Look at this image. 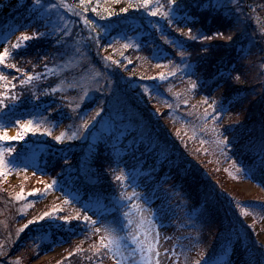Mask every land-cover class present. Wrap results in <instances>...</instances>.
Segmentation results:
<instances>
[{"label":"trees","instance_id":"16d2710c","mask_svg":"<svg viewBox=\"0 0 264 264\" xmlns=\"http://www.w3.org/2000/svg\"><path fill=\"white\" fill-rule=\"evenodd\" d=\"M63 2L69 5L64 7ZM210 3L215 5V0H177L170 25L169 18L152 17L138 8L137 0H89L86 12L79 0H41V5L35 0H0V41H8L17 33L14 42L7 44L11 55L5 63L16 64L34 77L43 74L21 85V73L0 65V72L11 81L10 91L3 87L7 81H0V91L18 98L5 101L7 107L0 109V123L35 112L44 117L40 124L43 129L52 133L62 124L57 135L65 133L60 143L43 132L29 133L23 140L0 141V147L14 149L11 155H5L11 166L36 147L40 154L37 174L20 178L15 186L9 185L7 174L0 176V264H33L66 235L72 236L70 230L79 234L91 232V226L83 220L84 211L79 210L84 203L88 202L93 210L111 211L108 202H112L123 214L121 196L126 180L117 171V160L126 161L129 179L146 180L142 185L152 201L158 202L157 207L167 206L170 192H175L176 197L185 196L193 211L195 184L199 185L205 176L216 180L221 206L231 204L234 198L239 207L258 214L264 210L260 192L245 195L230 187L216 153L211 155L214 164L202 165L203 157L209 156L204 147L210 145L208 150H214L216 145L213 139L210 144L206 137L201 140L200 119L205 113L194 97L209 94L212 86L210 82L198 83L192 89L189 83L200 75L208 81L217 69L226 67L231 72L230 81L215 93L217 106L223 103L227 109L223 113L230 114L222 128L228 137L239 127L238 121L248 122L254 120L252 117L264 120V0H221L223 6H209ZM50 4L55 7L49 8ZM125 7L128 12H121ZM150 7H160L161 12L170 10L167 0H153ZM93 8L97 11L93 12ZM85 18L100 32L99 45L95 43L97 33L84 24ZM183 22L193 32L201 29L211 35L219 30L233 39L205 41L210 48L202 53L200 41L187 39L177 30ZM65 27L69 30L67 36L63 34ZM34 31L46 35L25 42L19 49L11 48L21 33L31 35ZM173 40L183 41L184 48L175 47ZM125 44L130 46L125 48ZM180 51L189 54L186 62L191 63L195 73L191 77L181 63ZM158 62L163 65L155 68ZM44 65L54 71L49 72ZM173 70L174 75L159 79V73ZM237 74L238 81L234 79ZM260 96L263 101L255 115L247 99L255 102ZM241 98L243 104L238 101L242 102ZM237 105L246 109L239 110ZM97 109L101 110L100 117L89 129H82L83 121L94 116ZM125 117L131 122L126 129L121 126ZM73 132L77 138L68 140ZM230 154L237 163L249 166L254 171L252 177L264 187L263 158L242 156L237 151ZM175 156H180L182 162H172ZM117 176L124 179L118 181ZM54 181L53 188H45ZM36 187L39 192L28 196ZM54 189L70 196L76 205L57 198L45 205L46 196ZM21 190L25 199L17 200ZM90 198H95L92 204ZM54 208L57 211L52 219L38 221L19 232L28 220ZM233 215L240 221L239 209L234 208ZM61 216L74 219L66 223L59 219ZM198 236L204 264L229 249L220 233L201 228ZM248 236L253 239L251 228L244 225L245 241ZM98 244H71L60 256L35 264H111V252L94 253L93 246ZM230 260L229 264H264V248L257 243L236 244Z\"/></svg>","mask_w":264,"mask_h":264},{"label":"snow or ice","instance_id":"6c2138e0","mask_svg":"<svg viewBox=\"0 0 264 264\" xmlns=\"http://www.w3.org/2000/svg\"><path fill=\"white\" fill-rule=\"evenodd\" d=\"M35 3L37 5H41V0H35ZM79 3H80V5L84 6L83 10L86 12L88 7L90 6L89 0H79ZM167 3H168L170 10L165 11V12H161L160 7H150L153 4V0H137L136 6L138 8H143L148 13L149 16L156 17V16L160 15L162 17L169 18L168 23L171 25L173 21L170 17L173 16V14L176 10L177 0H167ZM131 6L132 5H129V7H131ZM209 6H223V5L221 3V0H215V5L210 3ZM48 7L52 8V7H55V5L50 4V5H48ZM128 10H129V8L125 7V8H122L120 11L121 12H128ZM92 11L96 12L97 9L93 8ZM109 14L111 15L112 13H109ZM84 24L89 26L91 32L97 33L96 38H95V43L97 45H99L100 39H101L100 32L97 31L96 27L93 25V22L85 18ZM177 30L181 31L187 39L194 40V41H196V40L200 41L202 44L201 52L205 53V54L208 52V50L210 48V44L204 43L205 41H212L213 39H217V38L222 39V40H226V41H231L233 39L232 35L225 36V34L219 30L213 32L211 35L204 33L201 29H196V31L193 32V29L191 27H188L186 32L183 29H177ZM57 31H59V29H57ZM100 31L103 32L104 29H101ZM262 31H264V29H262ZM68 32H69L68 28L65 27L63 34L65 36H67ZM43 35H46V33H41L38 31H34L31 35H26L24 33H21V36L17 39L16 43L11 45V48L19 49V48L24 46L25 42H27V41H29V40L37 37V36H43ZM172 42L175 45V47L181 48V49L184 48V42L183 41L173 40ZM57 43L58 44L62 43V41L57 40ZM129 46L130 45H128V44L124 45L125 48H128ZM10 55H11V52H10L8 47H5L3 49V51H0V65H5V67H8V68H14V69H16L17 72L21 73L22 78L19 80V83L21 85L29 83L34 78H39V76L43 75V74H38L37 77H34L30 73H25L24 69L18 67L16 64H6L5 63L6 59ZM178 55L181 57V63L184 64L185 69L189 70L188 72H186V74H188L191 77V75H193L195 73L191 71L192 70L191 63L186 62V57L189 54L186 51H180L178 53ZM105 59H110V58H105ZM113 63H116V62L113 61ZM169 63H172V61H169ZM157 66L159 67V65H157ZM44 67L49 72L54 71V69L48 68V65H44ZM262 67H264V65H262ZM174 74H175V70H173L172 72H169L167 74L161 72V73H159V79L165 80L167 78V76L174 75ZM230 78H232L231 72H222L220 70H217V72L211 74L208 81H206L203 78V75H200V76H197V79L195 81L190 79L189 83H190V87L192 89H195L197 87L198 83L200 85H203V84L208 83V82L215 83L217 81H222V82L226 83L227 80ZM151 79H155V78H151ZM234 79L238 81L240 79V75L237 74L234 77ZM0 81H7V83H5L3 85V87L5 90L10 91V89L8 88V85L11 83V81H8L7 76H5L2 72H0ZM13 87H15V85H13ZM217 87H220V85L217 84ZM52 91L55 92L56 89H52ZM145 91H147V89H145ZM7 99H11L12 101H15L18 98L15 95H11V96L6 95V91H0V109L7 107V105L5 103V101ZM82 99H83V97H82ZM185 103H187V101H185ZM205 103H207V100H205ZM209 107L213 108V112H214V114L212 115L213 120H217L218 117H220L222 115V113L227 110L224 108L223 103H221L219 106H217L216 100H212V103L209 104ZM100 115H101V110L97 109L94 116H92L90 119L83 121L82 129H89L90 126L95 121H97V119L100 117ZM208 115L209 114L207 112H205V118H207ZM16 125L18 128V131L15 133V135H9L7 133V130L4 129L2 125H0V141L23 140L25 138V136H27L29 133L36 134L38 132H43L44 134L51 135L50 130L43 129L40 124H36L32 120H27L24 122L17 120ZM213 131L218 133V130L215 128L213 129ZM83 134H84V132L81 131L80 135H83ZM64 136H65V133H61L60 135L55 136L54 139L57 143H60ZM221 136H223L222 139L220 138ZM76 138H77V134L75 132H73L70 136L67 137L68 140H73ZM201 143H205V141H201ZM230 144H231V140L229 139L228 136H224L223 133L217 134V137L215 140V145L218 149H220L221 152H223V150L225 148L229 147ZM13 151H14V149H12V148L0 147V176L6 175L7 174L6 170L11 169V165L5 161V155L6 154L11 155ZM262 151H264V149H262ZM163 155H164V151L162 150L161 156H163ZM116 179L119 181V180L124 179V177L117 176ZM163 180H164V178H162L161 182H163ZM55 183L56 182L54 181L53 184H47V185H45V188L46 189L53 188ZM37 192H39V189H33L31 192L27 193V195L33 196ZM137 197H138V193L133 192L131 194V197H129V199L137 198ZM16 199L17 200H24L25 199V193L23 192V190H21V192L17 193ZM121 199H123V194L121 196ZM148 202L149 201L147 199H145V203L147 204ZM65 203H67V200L65 201ZM117 203H119V201H117ZM85 206L90 208V205L88 202L86 203ZM237 207H239V204L237 205ZM133 209L139 213H144V212L148 211L146 208H142L141 205L133 202L130 206L129 212H125L124 216L125 217L129 216L130 212ZM90 210H92V209H90ZM56 211L57 210L54 208V209H52L51 212H44L42 215H40V216H38L32 220H28V222L19 230V232H23L25 228L29 227V225L36 224L38 221L45 220L46 218L52 219L53 213H55ZM59 219L67 223L71 219H74V217L61 216V217H59ZM83 220L85 222H88L90 226H94L95 224L99 223V220H93L92 217L88 214V212L84 213ZM132 223H133L132 220H128L129 225H131ZM149 223H150V221H149ZM144 224H145V219L143 216H141L139 224L137 225L136 234L132 236V240L137 245V250L140 251V253H141L142 264H153V256L154 255L156 257L160 256V253L155 251L157 245L153 244L151 241H149L147 239V236H148L147 230L144 232V236H145L144 242L137 239V237L140 235V229H142L144 227ZM102 227L104 228V231L106 233H112V234L100 236L99 244L93 246L94 253L96 255H99L102 250H106V251L112 252L114 256H117V257L121 256L120 237L115 234L116 228L108 227V226H102ZM19 232L17 233V235H19ZM100 232H101V228H95L94 229V234H99ZM157 239H158V235H157ZM78 251H79V249H78ZM69 255L71 256L72 253H69ZM117 264H122V259H118ZM155 264H159V260H156ZM196 264H204V261H197Z\"/></svg>","mask_w":264,"mask_h":264},{"label":"rangeland","instance_id":"374dc122","mask_svg":"<svg viewBox=\"0 0 264 264\" xmlns=\"http://www.w3.org/2000/svg\"><path fill=\"white\" fill-rule=\"evenodd\" d=\"M4 47L0 48V51H3ZM249 128H251V126H248ZM247 127V129H248ZM140 130V129H138ZM203 131V130H202ZM12 132L10 131V134ZM209 137H214V134H212ZM210 147V145H209ZM250 150H252V148L250 147ZM259 151H262L261 149H259ZM224 152H222V156H223ZM260 154H264V152H261ZM203 166H207L209 165V163L212 165L214 164L212 161V156H204L203 157ZM210 160V161H209ZM237 167V166H236ZM238 168V167H237ZM237 168H234L233 165H229L228 170L232 173H234L236 176H244L243 172H239V170ZM227 173L228 177L230 178L229 181V185L230 187H236L238 192H242L246 195H250V193H253L256 191V188L253 184H251L250 182H248V180L242 181V182H237L235 176H233L232 173ZM239 172V175H238ZM26 175H22L19 176L20 178L24 177ZM239 176V177H240ZM227 177V176H226ZM17 178V177H16ZM10 179L8 180L9 184H14L16 182H18V179ZM208 177H201V181L199 182V184L203 181V182H208ZM35 182H33L32 187L34 188L35 186ZM202 186V185H200ZM38 188V187H36ZM40 190V188H38ZM132 192H136L138 193V197L134 198V202L141 205L142 208H146L148 211L144 212V213H139L136 212L133 209V212L131 213V220H132V224L130 225L128 231L126 232V235H128L127 239H120V244H121V248H120V252H121V256H119V259H122V264H142V260H141V253L140 251L137 250V245L133 242L132 240V236L136 234V230H137V225L139 224V221L141 219V216L144 217L145 219V224L144 227L142 229H140V235L137 237V239H139L140 241L144 242L145 241V236H144V232L147 230L148 236L147 239L149 241H151L153 244H156V252L160 253L159 257H156L155 255L153 256V264H155L156 260H159V264H166L167 263V255L164 252V249L167 245V242L164 241V235L161 231V229L158 228L156 222L151 218V210L150 208L145 204V202L142 199V192L139 188H131ZM231 191V190H230ZM52 199L51 198H47V200L44 201L45 205H49L50 201ZM231 204H228L226 206V212H225V216L226 218L230 221L233 219V210L234 208L239 209V207H237V203L236 200L234 198H232L230 200ZM249 218L248 221L251 222L252 219H257L258 217H256L255 215H253V213L251 212H246L243 211V220L245 219V217ZM253 217V218H252ZM150 221V223H149ZM259 221H260V226L264 229V219L263 217H259ZM102 226H108V227H113L116 228V235H118L120 237V232L122 233V228H121V224L118 220H113L110 218H100L99 219V223L97 225V228H101V232L98 234L99 236L101 235H111L112 233H106L104 231V228ZM125 235V234H124ZM157 235H158V239H157ZM261 237V241L264 243V233L263 235H260ZM130 241L132 242V244L130 243Z\"/></svg>","mask_w":264,"mask_h":264}]
</instances>
